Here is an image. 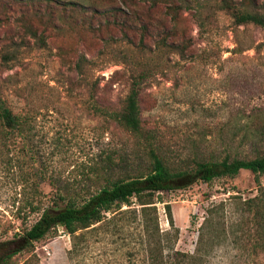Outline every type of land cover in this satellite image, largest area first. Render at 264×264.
Listing matches in <instances>:
<instances>
[{
  "label": "rangeland",
  "instance_id": "374dc122",
  "mask_svg": "<svg viewBox=\"0 0 264 264\" xmlns=\"http://www.w3.org/2000/svg\"><path fill=\"white\" fill-rule=\"evenodd\" d=\"M57 1L79 2L98 12L64 8L50 0H0V61L7 56L0 64L1 94L14 113L28 112L23 148L22 138L16 137L19 143L4 149L0 159V241H15L37 219L39 212H27L25 197L44 207H60L68 196L78 200L92 192L106 167L111 176L145 167L143 132H129L111 116L141 70L140 126L170 167L189 169L193 159L250 158L264 151L263 28L237 25L223 11L200 24L189 9L176 7L171 13L166 2L150 6L138 0L125 6V0ZM239 3L264 13V0ZM111 8L116 14L135 9L134 28L125 30L133 43H126L120 28L109 24ZM80 56L85 59L78 72L74 64ZM259 181L264 185V175ZM255 188L253 175L240 170L233 177L158 192V228L170 229L167 203L178 229L163 256L170 260L174 250L193 254L203 224L216 236L204 248L202 264H264V249L253 254L250 248V230L230 233L238 220L230 195L243 198L255 194ZM94 226L81 231L75 254H68L70 235L56 226L11 260L145 263L134 223L119 235ZM183 264L190 263L184 258Z\"/></svg>",
  "mask_w": 264,
  "mask_h": 264
},
{
  "label": "trees",
  "instance_id": "16d2710c",
  "mask_svg": "<svg viewBox=\"0 0 264 264\" xmlns=\"http://www.w3.org/2000/svg\"><path fill=\"white\" fill-rule=\"evenodd\" d=\"M47 1V0H46ZM57 2L63 7L73 6L81 11L97 13L92 6H84L79 2L50 0ZM146 1L150 6H155L158 2L170 3L166 9L171 13H176V7L189 9L192 15L199 19L210 18L215 15V11H223L229 14L232 21L237 24H253L264 29V13L250 8L243 7L239 0H212L213 4H208L211 0H139ZM138 0H125L123 5H134ZM174 2H179L176 6ZM190 3V4H189ZM182 5V6H181ZM119 11L120 9L117 8ZM111 21L109 24L116 25L122 31L123 39L126 43H133L129 34L125 31L134 28L137 20L135 9L129 13L123 12L116 14L115 9L111 8ZM206 13H203L204 11ZM120 12V11H119ZM132 14L133 17H130ZM162 44L175 47L172 43ZM122 58L127 59L126 54ZM84 56H80L74 68L81 71ZM7 60L6 54L1 56L0 64ZM143 77V70L139 71L131 83V87L125 96L124 103L118 111L111 113L113 119L125 130L141 134L143 139L147 164L144 168L137 169L131 173L118 176H111L106 171L102 174V182L96 188L81 199L73 196L64 198L65 202L60 207H44L38 199L24 198V205L27 212H39L37 219L25 230L24 234L15 241H0V264H15L11 257L22 247L31 241L41 238L59 226L65 233L70 235L71 247L68 254L76 252L78 244L82 239L83 230L98 226H105L113 233H119L124 226L134 223L139 228L138 244L144 253V264H183V259H187L190 264H202V254L206 253V246L211 247V243L216 236L215 232L205 228L202 224L198 234V246L193 254L172 251L168 258L163 256V248L168 247V243L175 240L178 229L173 226L169 204L165 203L164 210L170 229L162 230L158 228L157 210L155 202H159L158 192L174 187H184L195 181L210 182L219 177H233L240 170H248L252 175L256 185L255 194L240 197L238 194H231L235 199V209L238 211V220L235 221L234 233L236 229L247 228L252 232L253 242L251 250L253 254L257 250L264 249V185L259 181V177L264 175V151L250 158L223 157L220 160H198L193 159L192 165L188 169H175L170 167L156 152L155 147L149 141L148 133L142 130L139 119V107L137 102L139 92V82ZM110 115V114H109ZM28 132V112L14 113L6 104L1 94L0 88V159L4 155V149L10 145L18 144L16 137L23 140ZM20 151H23L22 149ZM107 161L110 159L107 156ZM109 166V164L107 163ZM103 169V170H104ZM96 178H100L96 174ZM21 199V198H20ZM20 207H18L19 209ZM27 214V213H25ZM27 215H24L26 217ZM245 220V221H244ZM247 220V221H246ZM204 227V228H203ZM80 232V233H78ZM11 244V245H9ZM20 264H29L27 260Z\"/></svg>",
  "mask_w": 264,
  "mask_h": 264
}]
</instances>
